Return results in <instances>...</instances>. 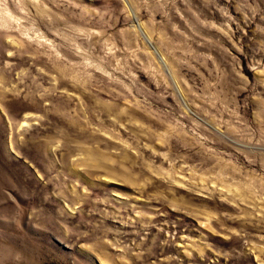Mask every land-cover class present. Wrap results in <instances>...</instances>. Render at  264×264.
I'll return each mask as SVG.
<instances>
[{
  "label": "rangeland",
  "instance_id": "obj_1",
  "mask_svg": "<svg viewBox=\"0 0 264 264\" xmlns=\"http://www.w3.org/2000/svg\"><path fill=\"white\" fill-rule=\"evenodd\" d=\"M0 264H264V0H0Z\"/></svg>",
  "mask_w": 264,
  "mask_h": 264
},
{
  "label": "water",
  "instance_id": "obj_2",
  "mask_svg": "<svg viewBox=\"0 0 264 264\" xmlns=\"http://www.w3.org/2000/svg\"><path fill=\"white\" fill-rule=\"evenodd\" d=\"M7 148H8V144H7Z\"/></svg>",
  "mask_w": 264,
  "mask_h": 264
}]
</instances>
